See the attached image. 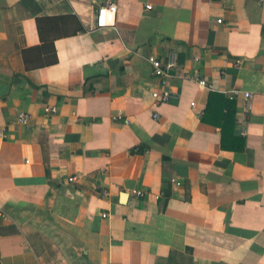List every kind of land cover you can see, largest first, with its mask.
<instances>
[{
    "label": "crops",
    "instance_id": "1",
    "mask_svg": "<svg viewBox=\"0 0 264 264\" xmlns=\"http://www.w3.org/2000/svg\"><path fill=\"white\" fill-rule=\"evenodd\" d=\"M3 128L0 264H264V0H0Z\"/></svg>",
    "mask_w": 264,
    "mask_h": 264
},
{
    "label": "built area",
    "instance_id": "2",
    "mask_svg": "<svg viewBox=\"0 0 264 264\" xmlns=\"http://www.w3.org/2000/svg\"><path fill=\"white\" fill-rule=\"evenodd\" d=\"M95 1V0H91ZM117 11V6L114 3H106L102 6H100L99 11H98V19L99 21L106 18L108 14H115ZM221 23V21H219ZM148 62L152 66L153 69V75L161 80L162 83V88L155 90L153 92V98L156 102V105H162L165 103H169L171 100L176 99L178 94L173 92L168 88L167 81L168 78L171 77V72L174 67V63L171 62H165L163 59H160L156 56H150L148 57ZM238 65L242 64V60H239L237 62ZM195 81L198 83V86L200 89H208V90H213V85L209 84L205 79H202L200 77L195 78ZM237 93V91L230 92L229 94L234 96ZM245 98L247 103L250 102L253 98L252 94L246 93ZM194 105V104H193ZM45 112L47 114H53L57 112L56 107H46ZM155 119H159L158 114H154ZM113 120L116 122H121L126 126H129L131 124L129 118L126 117L125 113L120 110L117 114L113 116ZM18 123L21 125H27L31 121V115L25 112H21L18 115ZM0 137L1 138H6L7 137V130L3 128L0 131ZM74 178H71L70 181H74ZM133 194L137 197H142L144 196V193L142 191L134 190ZM104 218L108 217L107 214L103 215Z\"/></svg>",
    "mask_w": 264,
    "mask_h": 264
},
{
    "label": "trees",
    "instance_id": "3",
    "mask_svg": "<svg viewBox=\"0 0 264 264\" xmlns=\"http://www.w3.org/2000/svg\"><path fill=\"white\" fill-rule=\"evenodd\" d=\"M27 66L30 68L31 67V65L30 64H27ZM206 114H207V112H206ZM222 118L224 119V121H223V123H221L220 124V127L222 128V131L224 132L225 131V129L226 128H228V126H232L233 124V118H232V114H231V116H230V114L228 115H224V116H222ZM203 120H205V121H209L205 116H204V118H203ZM224 136V135H223ZM222 144H223V147H226V143H225V141L223 140V138H222Z\"/></svg>",
    "mask_w": 264,
    "mask_h": 264
}]
</instances>
